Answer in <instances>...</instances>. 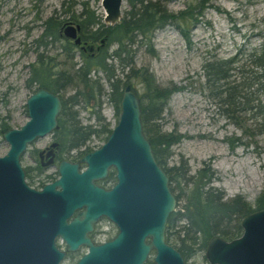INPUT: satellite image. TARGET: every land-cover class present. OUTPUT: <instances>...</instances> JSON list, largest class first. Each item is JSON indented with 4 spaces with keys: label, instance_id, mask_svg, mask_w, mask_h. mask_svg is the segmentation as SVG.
<instances>
[{
    "label": "water",
    "instance_id": "95a60500",
    "mask_svg": "<svg viewBox=\"0 0 264 264\" xmlns=\"http://www.w3.org/2000/svg\"><path fill=\"white\" fill-rule=\"evenodd\" d=\"M125 0H101L106 25L117 23ZM79 24L64 23L62 34L81 45ZM141 101L127 84L121 94L120 113L102 145L85 154L78 164L62 162L60 178L42 190L28 187L20 156L27 144L58 128L61 99L37 88L27 101L28 120L20 128H4L2 140L9 149L0 156V264H59L64 253L54 245L61 234L69 250L79 242L88 252L76 264H186L181 253L166 240L167 220L176 209L169 178L156 161L141 119ZM116 169L117 181L103 190L94 180ZM59 186L60 190L55 187ZM81 216L66 224L75 209ZM106 216L117 227L115 237L93 244L84 237L92 222ZM242 232L231 240L212 236L204 249L209 264H264V208L240 220Z\"/></svg>",
    "mask_w": 264,
    "mask_h": 264
},
{
    "label": "trees",
    "instance_id": "16d2710c",
    "mask_svg": "<svg viewBox=\"0 0 264 264\" xmlns=\"http://www.w3.org/2000/svg\"><path fill=\"white\" fill-rule=\"evenodd\" d=\"M126 1L130 9L113 25H106L88 0L78 3L81 5L78 13L72 10L76 1L72 0L68 5L63 1L60 12L55 11L52 17L45 20L44 36L49 34L48 28L52 30L54 22L61 26L72 21L80 26L82 42L97 44L103 40L104 45L93 52H84L61 38L60 52L56 55L57 71L53 72L46 57L38 55L28 83L36 79L43 87L60 95L63 101L60 127L72 130L64 136L75 138L77 145L85 143L94 133L111 132L108 123H100L104 122L102 107L104 103L113 104L119 116L122 90L127 84L132 86L141 101L143 129L154 157L169 177L177 206L180 200L183 201L181 209H176L168 217L166 240L187 260L192 254L203 251L214 235L227 240L239 236L241 218L264 208V189L253 207L242 195L228 198L223 191L214 188L211 185L214 175L210 170L201 168L195 175H189L187 168L182 171V168L168 167L169 147L179 142L181 135L162 131L160 122L170 96L184 87L159 86L148 66L135 67L134 57L141 48L150 56L156 54L152 43L156 31L167 25L178 27L188 41L185 29L176 23L196 20L193 8L200 16L205 8L214 6L208 0H200L195 6L188 5L186 9L173 13L166 7L172 0ZM202 71L205 88L209 97L216 101L219 113L244 133L264 136V41L251 51L239 49L229 58L207 60ZM132 79L142 85L141 94L131 83ZM80 109L93 115L101 124L100 128L82 124ZM247 120L251 122L249 131L245 126ZM5 125L2 122L1 126ZM229 140L236 146L249 143L236 136ZM174 228L176 231H173ZM173 234L176 235L175 244L171 242ZM147 264L154 263L148 261Z\"/></svg>",
    "mask_w": 264,
    "mask_h": 264
},
{
    "label": "rangeland",
    "instance_id": "374dc122",
    "mask_svg": "<svg viewBox=\"0 0 264 264\" xmlns=\"http://www.w3.org/2000/svg\"><path fill=\"white\" fill-rule=\"evenodd\" d=\"M63 1L68 5L72 0H0V119L7 117L9 127L19 128L27 120L25 103L30 91L25 87V80L34 55L24 51L26 27L31 22L39 25L53 11L60 12ZM73 1L77 4L72 10L78 13L81 10L78 3L86 0ZM88 1L103 17L101 0ZM208 1L214 7L205 8L200 16L193 8L196 20L176 23L185 29L188 41L178 27L167 25L154 33L152 43L156 54L150 56L141 48L134 57L135 67L148 66L159 86L184 87L170 96L160 122L162 131L181 135L179 142L169 147L167 166L182 168V171L187 168L189 175H195L201 168L210 170L214 175L211 183L214 188L223 191L228 198L242 195L255 207V200L264 189V136L244 133L219 113L216 101L209 97L205 88L202 66L207 60L226 59L239 49L251 51L261 45L264 41V0ZM198 2L200 0H172L166 7L176 13ZM129 9L125 0L121 18ZM40 30L38 27L32 35H38ZM59 51L57 49L55 54ZM131 83L141 94L142 85L136 79ZM89 115L88 111L79 110L82 123H95L94 117L88 118ZM101 115L110 129L116 125L118 116L113 104L104 103ZM245 126L251 130L248 120ZM232 136L249 143L233 145L229 140ZM50 137L38 140L37 144L41 146ZM102 140L103 136L95 138V141ZM8 147L6 141L0 142V156ZM182 202H178L176 209H181ZM175 238L173 234L172 244ZM153 256L152 253L149 260L152 261ZM187 264L207 263L203 252H198Z\"/></svg>",
    "mask_w": 264,
    "mask_h": 264
},
{
    "label": "flooded vegetation",
    "instance_id": "af4514ba",
    "mask_svg": "<svg viewBox=\"0 0 264 264\" xmlns=\"http://www.w3.org/2000/svg\"><path fill=\"white\" fill-rule=\"evenodd\" d=\"M54 12L55 11H53L52 14L48 18L52 17ZM47 19H45V20H47ZM45 20L40 22L39 25L36 24L35 22H31L26 27V35H25L26 47L24 48V51L26 54L31 52L34 55L33 62L28 64L29 75L25 80V87H26V89H28L30 91L29 96L32 93H34L36 91V89L39 87L51 92L48 88L43 87L41 85L42 83H40L36 79L33 81H30L28 83V80L32 76L31 70H32V66L35 65V63L37 61V56L41 55L42 58L46 57L48 60L47 62L49 64V66L51 65V69L53 70V72H55V71H57V69L59 67L57 65L58 59L56 56L57 54H55V51L57 49L60 50L61 38H65L68 41L72 42V40L66 38L62 34L63 25L57 26V24L55 22L53 23L54 26L51 30L53 33L50 34L51 28H48L49 34L44 36V30L45 29H44L43 24H44ZM67 23L76 24V23H73L72 21H68ZM38 27H41L40 33L38 35H32L34 33L35 29H37ZM79 34H80V31H79ZM103 45H104L103 40H100V42L97 44H88L86 42H81V45H78V48L84 52H93L95 50H98ZM76 53L78 54V52H76ZM51 93H53V92H51ZM53 94H57V93H53ZM3 95H5L7 97L6 92H3ZM57 95L60 97L59 94H57ZM60 99H61V104H62V108H63L62 98L60 97ZM62 108H61V111L57 117L58 128L54 129L52 132H50L49 134L44 136V137H47L50 135L51 136L50 139L47 142H45L44 144H42L41 146H39V144H37L38 140H40L44 137H38L33 142L27 144L24 152L20 156V165L24 171V180H25L26 184L28 185V187L33 188L35 190H42L44 186L51 184V183H54L55 181H57L60 178L59 166L62 162H68L70 164H76L77 163L79 172H82L83 170H85L87 168V164L85 162H82L81 158L85 154L92 152L93 150L99 148L102 145V143H104L106 141V139L109 135V134L97 135L94 133L85 141V143H83L81 145H77L75 138L70 137V136H68V137L64 136V135L70 134L72 132V130L69 128H61L60 127L59 117L61 115ZM25 113H26V118L28 120L26 103H25ZM91 116H93V115H89L88 118H90ZM6 118L7 117H3L2 119H0V142L2 141L1 131L4 128H13V127H9L8 125L1 126L2 122L6 123V120H5ZM94 119H95V123H82V124H92L96 129L97 128L99 129L100 128L99 126L101 124L97 123L95 117H94ZM81 122H82V120H81ZM100 123H108V122L104 121V122H100ZM108 125H109V123H108ZM102 136H103L102 142L95 141V138H100V137L102 138ZM8 149H9V147H8ZM116 181H117L116 169L113 166H109L107 169L106 175L102 178L95 179L94 184L97 185L98 187L102 188L103 190L107 191V190H110L114 186ZM169 185H170V181H169ZM55 189L60 190V187L56 186ZM176 207H177V203H176ZM84 210H85V207H81V208H77V209L73 210L65 218L66 224L71 223V221L74 218H76L77 216L82 217L81 213ZM91 224H92L91 230L85 231L84 237L89 239V241L93 244L98 245V244L110 241L115 237V235L118 232L117 227L106 216L98 217ZM241 232H242V229H241ZM232 239H234V238H232ZM225 240H227V239H225ZM54 245L58 250H60L61 252L64 253L59 264H63V263L76 264V262L84 254H86L88 252V249H89L88 244H86L85 242H79L77 244V248L75 250H69L68 244L65 242V240L63 239L61 234H57L54 237ZM199 252H203V259L206 261V259L204 257V250L199 251ZM196 253H198V252H196ZM151 254H152V252L150 253L149 257L151 256ZM193 255L194 254H192L190 257H192ZM190 257H188L187 260H189ZM187 260L184 259L186 264H187ZM148 261H151V260H149V258H148V260L145 262V264H147ZM152 262H153V259H152ZM206 263L209 264L207 261H206Z\"/></svg>",
    "mask_w": 264,
    "mask_h": 264
}]
</instances>
